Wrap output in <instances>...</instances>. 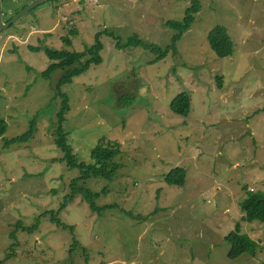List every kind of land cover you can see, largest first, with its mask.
Wrapping results in <instances>:
<instances>
[{
	"label": "rangeland",
	"instance_id": "rangeland-1",
	"mask_svg": "<svg viewBox=\"0 0 264 264\" xmlns=\"http://www.w3.org/2000/svg\"><path fill=\"white\" fill-rule=\"evenodd\" d=\"M33 1L2 0L4 24ZM199 2L178 54L160 61L143 47L118 49L110 33L165 47V22L182 21L191 0H50L0 31V264H264V224L242 222L240 208L249 192H264V0ZM217 25L232 40L230 57L209 45ZM70 29L78 35L67 46ZM100 32L101 64L60 91V71L42 77L46 48L82 52ZM60 94L79 162L103 138L122 145L112 181L79 183L101 194L97 206L112 205L103 212L82 196L60 209L81 175L55 145ZM181 94L191 98L188 118L170 111ZM32 121L31 140L10 143ZM177 167L187 171L183 187L164 180ZM58 211L72 231L51 221ZM237 223L248 249L230 261L224 238Z\"/></svg>",
	"mask_w": 264,
	"mask_h": 264
},
{
	"label": "trees",
	"instance_id": "trees-1",
	"mask_svg": "<svg viewBox=\"0 0 264 264\" xmlns=\"http://www.w3.org/2000/svg\"><path fill=\"white\" fill-rule=\"evenodd\" d=\"M201 8L199 0H191V5L186 9L185 17L182 21H166L165 27L170 31H173L172 37H170L169 43L165 47H160L156 44H148L143 42L138 36H131L124 42L121 38L110 33L116 42L118 49L127 47H143L150 51L155 56V61L164 59L167 55L172 53L173 56L178 54V43L182 40L184 34L189 31L196 21V15L199 13ZM102 32L96 35L94 44L91 47H87L82 52L68 51L66 49H45V55L49 60V65L42 77L48 79L54 72L60 71L62 76L57 83V90L60 91L62 88L72 84L75 78H79L88 72V69L92 65H99L102 62L101 51L104 48V44L101 41ZM78 35L74 29L68 31V37H63L62 41L65 45H71V38ZM208 42L211 49L215 52L218 58H227L233 54V43L227 32V29L222 25L215 26L208 35ZM61 96V109L56 116V147L64 154L63 159L66 162V166L69 169H79L81 175L70 181L68 185V195L64 198L60 209L64 208L68 203H71L76 196H82L83 199L89 204L92 212H103L112 205L99 207L95 201L101 197L100 193H95L89 189H85L79 186L81 181L92 178H103L112 181L116 176L120 164L115 162L116 157L122 154V145L117 141H109L105 138L98 141L97 145L94 146L90 153V162H79L72 152L71 147L67 143V135L64 132L63 124L66 121L65 117L69 113L70 109L68 106V99L66 95L60 94ZM132 98H125L119 102L121 107L129 108L133 105ZM170 111L175 115L183 118H188L191 111V98L188 94L179 95L170 104ZM8 126L5 120L0 115V138L4 137L7 133ZM35 132V122L30 123L28 131L20 138L13 140L10 143H20L30 141ZM7 143L6 146H8ZM1 155V151H0ZM187 171L184 168L177 167L170 171L164 178L165 183L169 186L183 187L186 182ZM103 193H107L105 189ZM242 222L251 223L257 221L264 224V192L254 191L249 192L248 196L240 204ZM58 213L51 212L50 219L57 226H61L62 229L73 230V227L60 224V221L56 218ZM41 216H48V213H43ZM33 228L36 227L37 222ZM241 226L239 223L236 224L234 231L230 232L224 241L228 244L229 249L227 252V258L230 261H234L241 255H243L247 249V241L240 234ZM78 243L74 242V246ZM10 256V255H9ZM8 256V258H9Z\"/></svg>",
	"mask_w": 264,
	"mask_h": 264
},
{
	"label": "water",
	"instance_id": "water-1",
	"mask_svg": "<svg viewBox=\"0 0 264 264\" xmlns=\"http://www.w3.org/2000/svg\"><path fill=\"white\" fill-rule=\"evenodd\" d=\"M48 1H50V0H35V1H33L30 5L25 7V9H23V11L21 13H19L13 21H11L10 23L4 24V22H3V2H2V0H0V31L8 29L13 23L20 20L23 15L27 14L29 11H31L32 9L37 7L38 5L43 4L45 2H48Z\"/></svg>",
	"mask_w": 264,
	"mask_h": 264
},
{
	"label": "flooded vegetation",
	"instance_id": "flooded-vegetation-1",
	"mask_svg": "<svg viewBox=\"0 0 264 264\" xmlns=\"http://www.w3.org/2000/svg\"><path fill=\"white\" fill-rule=\"evenodd\" d=\"M10 22V21H9Z\"/></svg>",
	"mask_w": 264,
	"mask_h": 264
}]
</instances>
